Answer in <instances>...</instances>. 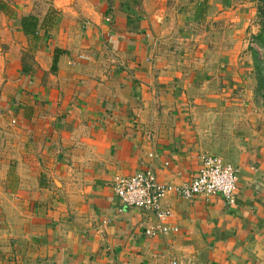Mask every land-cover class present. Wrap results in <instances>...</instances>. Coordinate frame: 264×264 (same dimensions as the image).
<instances>
[{"label": "crops", "instance_id": "crops-1", "mask_svg": "<svg viewBox=\"0 0 264 264\" xmlns=\"http://www.w3.org/2000/svg\"><path fill=\"white\" fill-rule=\"evenodd\" d=\"M11 1V5L9 3ZM0 0V264H264V110L234 0ZM39 19L35 36L21 20ZM249 33V35H247ZM237 171L236 202L163 200L117 178L190 184Z\"/></svg>", "mask_w": 264, "mask_h": 264}, {"label": "built area", "instance_id": "built-area-1", "mask_svg": "<svg viewBox=\"0 0 264 264\" xmlns=\"http://www.w3.org/2000/svg\"><path fill=\"white\" fill-rule=\"evenodd\" d=\"M237 173L232 165L210 155L202 158L198 175L190 184H164L151 172H145L130 178H117L114 190L127 207L155 214L158 224L147 230V234L154 237L178 231L165 225L166 220L172 217L170 209L163 204L165 197L176 194L179 198L190 200L197 196L205 199L221 196L231 206L236 202ZM171 264L179 263L173 261Z\"/></svg>", "mask_w": 264, "mask_h": 264}, {"label": "trees", "instance_id": "trees-1", "mask_svg": "<svg viewBox=\"0 0 264 264\" xmlns=\"http://www.w3.org/2000/svg\"><path fill=\"white\" fill-rule=\"evenodd\" d=\"M250 3L256 5L257 9V20L259 23V33L254 37V41L257 46L264 49V0H248ZM39 19L35 15H28L22 18L21 27L26 36H35L38 31ZM249 53L252 58V76L255 81V86L258 85L256 93L263 91L264 92V54L263 58L260 55V52L254 47H250ZM256 88V87H255ZM264 98V93H262Z\"/></svg>", "mask_w": 264, "mask_h": 264}, {"label": "rangeland", "instance_id": "rangeland-1", "mask_svg": "<svg viewBox=\"0 0 264 264\" xmlns=\"http://www.w3.org/2000/svg\"><path fill=\"white\" fill-rule=\"evenodd\" d=\"M7 1H9V0H7ZM243 3V4H248V5H252V6H254V8L256 9V5L255 4H253V3H250L248 0H234V3ZM9 3H10V5H11V1H9ZM259 26V23H258V20H257V9H256V19H255V26ZM259 30H260V28H259ZM258 33H259V31L257 32V35H258ZM247 35H249V33L247 34ZM256 35H250V36H248L247 37V40H248V48H247V51L249 52V48L250 47H254L256 50H258L259 52H260V55H261V57L263 58V54H264V49L263 48H261V47H259V46H257L256 45V43H255V41H254V37H255ZM256 85V84H255ZM256 88H254V95H255V98H256V100L260 103V105H261V108L264 110V98L262 97V93H264L263 91H260V92H258V94L256 93V90H257V88H258V85L257 86H255Z\"/></svg>", "mask_w": 264, "mask_h": 264}]
</instances>
